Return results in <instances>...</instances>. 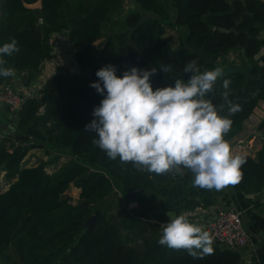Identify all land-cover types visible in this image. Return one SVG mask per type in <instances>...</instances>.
<instances>
[{
  "label": "trees",
  "instance_id": "obj_1",
  "mask_svg": "<svg viewBox=\"0 0 264 264\" xmlns=\"http://www.w3.org/2000/svg\"><path fill=\"white\" fill-rule=\"evenodd\" d=\"M133 1L136 9L114 20L120 17L123 0H0V46L15 38L20 48L3 57L5 67L15 74L37 72L40 62L50 57L49 35L66 31L77 48L76 66L81 71L92 68L90 77L82 73L50 77L17 112V132L29 127L42 130L44 142L20 140L18 135L0 141V257L12 249L18 264H241L237 251L214 243L212 253L199 258L161 246V228L144 214L127 209L131 203L149 204L144 190L166 187L179 175L158 176L137 171L119 158L109 159L92 143L97 134L85 130L104 97L87 91L98 81L96 72L106 65L115 66L121 77L132 67L156 68L150 78L155 90L174 86L178 78L187 79L183 68L190 60H197L201 71L208 64L212 70L223 56L240 51L241 65L250 64L251 77L221 76L208 95L219 107L223 80L232 81L229 100L242 111L230 115L226 104L219 111L233 121L224 136L228 142L257 105L264 104V53L256 58L264 48V0H170L172 13L162 0ZM36 3L39 8L28 7ZM171 30L178 33L176 40L164 38ZM104 36L108 41L99 49L94 43ZM166 65H171L167 73L160 70ZM12 77H0V84H8ZM257 130L264 132V119ZM33 149L43 150L48 159L26 166L25 158ZM55 150L70 158L47 173L46 168L62 157ZM243 158L247 161L243 178L231 187L261 192L264 143ZM71 186L79 190L76 203L65 195ZM216 192L202 189L200 203L187 201L183 209L211 205ZM93 215L95 220L86 225ZM148 234L141 251L130 244Z\"/></svg>",
  "mask_w": 264,
  "mask_h": 264
},
{
  "label": "clouds",
  "instance_id": "obj_2",
  "mask_svg": "<svg viewBox=\"0 0 264 264\" xmlns=\"http://www.w3.org/2000/svg\"><path fill=\"white\" fill-rule=\"evenodd\" d=\"M15 38L0 46V77H12L15 71L5 67L3 57L18 53ZM171 65L160 70L167 73ZM117 68L106 65L96 72L99 82L90 84L104 98L93 109V120L85 130L98 138L92 143L111 160L131 164L137 171L156 175L183 177L188 170L193 186L222 191L238 185L246 159L233 155L224 136L233 121L219 111L227 105L230 115L242 111L229 100L232 81L223 80V102L217 107L209 93L222 76V69L201 71L197 60L188 61L183 73L187 79H176L174 86L156 88L151 77L157 69L132 67L117 76ZM106 93V94H105ZM167 215H170L167 213ZM158 243L174 250H186L193 258L211 254L212 240L200 225L190 222L188 214L173 216L161 226Z\"/></svg>",
  "mask_w": 264,
  "mask_h": 264
},
{
  "label": "crops",
  "instance_id": "obj_3",
  "mask_svg": "<svg viewBox=\"0 0 264 264\" xmlns=\"http://www.w3.org/2000/svg\"><path fill=\"white\" fill-rule=\"evenodd\" d=\"M162 1L165 4L167 10L172 13L173 8L170 0ZM28 7L39 8V3L30 5ZM135 9L136 7L133 0H123L121 11L119 13L120 17H114V20L118 18H124L128 13L134 11ZM173 32L176 31H168L164 38L176 40L177 37L170 35ZM104 38L106 39L107 36L97 40L94 45L97 47L98 41L103 40ZM68 42L70 41L66 31H63L59 34H50L48 37V45L51 48L50 57L40 62V69L37 72L23 70L16 73L12 79L8 81V85L31 98L36 96L39 89L45 84L46 80L54 75L67 74L70 77L82 73L74 61L77 48H75L73 45L72 47H68ZM60 44L63 46L65 45L66 50L62 47L64 51H61ZM232 52H229L228 54H232ZM233 53H236V57L238 59V62H235L233 66L241 65L242 62L239 58L241 57L240 51H235ZM263 53V50L260 51L256 58H258L260 54L262 55ZM225 56H223L222 59ZM220 61L221 59H219L217 61L218 64H216L219 68H221L219 63ZM65 64H69L70 66V68L67 69L68 71L66 68H64ZM223 66L225 65L223 64ZM208 69L210 70V66ZM259 105L264 110V104L259 103ZM15 116L16 115L12 114L4 105L0 104V141L5 136L12 135L11 132H13V129L11 127L13 126V123L11 122L15 119ZM257 116L258 119L260 118V120L257 122L259 124L264 119V114L262 116ZM250 117L243 122L241 131L228 141L231 152L234 156L239 155L243 157L250 152L254 153L261 146V144L264 143L263 131L257 130V132L255 131L256 133L253 132V129L249 131V128L254 126L252 122L249 121ZM257 123L255 124V128L258 126ZM27 130L20 132L18 135L32 139L31 136H29L30 130ZM21 133H24V135ZM259 133H263V136L260 137ZM37 141L44 142L43 134L38 133ZM243 144L248 145L243 147ZM38 150L42 152V156L34 157V155H30L28 153L32 161L30 162L27 159V154V157L25 158L26 166H35L38 161H45L48 159L43 150ZM252 155L254 156V154ZM185 172L186 174L183 177L179 176L170 185L149 191L151 193V196L149 198L147 197L149 199V204L145 206H138L136 203H131L127 209L133 210L139 214H144L147 216V218L152 219L151 223H155L158 228H161L160 226L167 223L168 220H170L173 216L182 213L188 214L190 222L199 224L211 220L221 209L234 208L236 210L243 211V225L246 232L248 233L249 243L246 247L236 250L240 255L241 264H264V189L261 192L250 193L238 191L233 187L228 186L222 191L216 192L211 205L204 207L197 206L192 209H183L187 201H195L200 203L202 193V188L193 186L192 173L188 170H185ZM153 179L154 178H152V181ZM154 184H157V181ZM78 194L79 190L77 196ZM76 201L73 200L72 202L76 203ZM150 208L151 210L149 211ZM167 213L170 215H167Z\"/></svg>",
  "mask_w": 264,
  "mask_h": 264
},
{
  "label": "built area",
  "instance_id": "obj_4",
  "mask_svg": "<svg viewBox=\"0 0 264 264\" xmlns=\"http://www.w3.org/2000/svg\"><path fill=\"white\" fill-rule=\"evenodd\" d=\"M29 97L15 90L8 84H0V104L12 114H17ZM198 224V223H196ZM211 237L212 243L236 251L249 243V236L243 225V211L234 208L219 210L214 217L204 223H199Z\"/></svg>",
  "mask_w": 264,
  "mask_h": 264
},
{
  "label": "rangeland",
  "instance_id": "obj_5",
  "mask_svg": "<svg viewBox=\"0 0 264 264\" xmlns=\"http://www.w3.org/2000/svg\"><path fill=\"white\" fill-rule=\"evenodd\" d=\"M177 34L178 33L173 32L170 35L173 36V37H177ZM107 41H108V38H106V39L104 38L103 40L98 41L97 47L100 49L102 47V45L105 44ZM67 46L68 47H72V45L70 44V42L67 43ZM62 47L65 49V45L63 46L62 44H60V50L61 51H64ZM262 50L264 52V48H262L261 51ZM235 62L237 63L238 62V59L236 57V53H233L232 52V54H228L223 59H221V61L219 63H220V67L221 68H226L228 65H234ZM216 64H218V62H216ZM223 64L226 67H224ZM209 65L210 64L206 65L205 66L206 68L204 67L203 71L204 70H209L208 69ZM216 67H217V65H216ZM64 68H66V70L69 69L70 68L69 64H65L64 65ZM263 114H264V110L258 104L257 107L253 110L252 116L249 119V121L252 122V124L254 125V126H251L252 128H249V131L253 129V132H255V131L257 132V127L255 128V124L260 120V118L258 119V116L257 115H261L262 116ZM16 121H17V115L15 116V119L11 122V123H13V126L11 127L13 129V132H11L12 135L13 134H15V135L20 134L19 132H17V129H16ZM27 131H29V136H31L32 140H37L38 139V133L39 134H43V131L42 130H37V129L31 128V127H29ZM22 135H24V133ZM259 135H260V137H262L263 136V133H259ZM248 144H249V142H248ZM248 144H243V147H245ZM55 152L56 153H60L62 155V158H61V160L56 165H52V166H49V167L46 168V171L48 173H50L53 170L57 169L60 164H62L63 162H66L70 158V155L68 153H66V152H62V151L58 152L56 150H55ZM29 154L30 155H34V157L42 156V152L39 151L38 149L32 150L31 152H29ZM29 154H28L27 159L31 162L32 160H31V157L29 156ZM77 193H78V190L77 189H75L74 187H70L67 190V192L65 193V195L67 197H69V198L70 197L73 198V200L76 201L77 198H78ZM148 237H149V234L148 235L139 236V237L135 238L133 241H130V244L132 246H134L138 251H141L145 247V245L147 244ZM5 255H6L5 258L0 257V264H18L16 254L14 253V251L12 249H8L5 252Z\"/></svg>",
  "mask_w": 264,
  "mask_h": 264
},
{
  "label": "water",
  "instance_id": "obj_6",
  "mask_svg": "<svg viewBox=\"0 0 264 264\" xmlns=\"http://www.w3.org/2000/svg\"><path fill=\"white\" fill-rule=\"evenodd\" d=\"M250 70H251V66H250L249 63H245V64L239 65V66L228 65L226 68H224L222 70V73H223L222 76H225V75H228V74H232V73H240V74H243L245 77H251ZM91 71H92L91 67L83 69L82 76L83 77H90L91 76ZM95 82H98V81H95ZM94 93H97V91L94 88H92L89 91H87V94H89V95L94 94ZM17 138L20 139V140L27 139V137H23V136H19ZM153 182L156 183L155 179H153ZM136 191H142V189L137 188ZM143 192L146 195V197L149 198L151 196V193L148 190H144ZM68 199H69L70 202L73 201V198H71V197L68 198ZM81 205L84 206V207H87L88 203L81 202ZM93 220H95V216L94 215L90 219L87 220L86 225H89Z\"/></svg>",
  "mask_w": 264,
  "mask_h": 264
}]
</instances>
